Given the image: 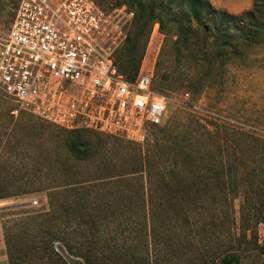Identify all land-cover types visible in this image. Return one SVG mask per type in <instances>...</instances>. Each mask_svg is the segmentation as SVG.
<instances>
[{
	"label": "rangeland",
	"instance_id": "374dc122",
	"mask_svg": "<svg viewBox=\"0 0 264 264\" xmlns=\"http://www.w3.org/2000/svg\"><path fill=\"white\" fill-rule=\"evenodd\" d=\"M18 1L0 0V32L10 27ZM130 10L136 14L134 9ZM223 12L235 16L245 14ZM133 24L134 21L129 34ZM164 40L159 26L153 35L151 33L141 68L155 76L160 63L161 76L169 77L163 82V93L173 100L166 125L151 130L143 144L78 133L83 140L103 145L113 157L114 153L146 150L147 144L166 133L171 134L174 128L190 132L198 122L208 126L215 114L233 117L244 128L257 130L264 137V45L257 46L248 56L225 68L210 69V78L216 85L201 93L192 82L208 73V69L196 68L193 56H187V53L178 56L171 44L165 48ZM221 80L223 84L219 85ZM187 93L190 99L185 102L186 107L178 106L175 100L181 102ZM15 109L17 105L0 94V186L32 187L35 184L43 192L0 201L4 258L8 264H83L79 258L69 255L65 244L74 253L83 247L92 249L100 264H216L212 260L228 252L238 256L240 264L264 263V202H259L255 211L248 209L244 220L241 215L243 193L264 191V164L258 162L256 156L247 154L243 158L246 164L240 167L238 188L242 197L235 200L230 194L227 201L222 200L218 205L209 200L204 207L199 206V211L195 210L196 205L186 204L147 217L148 207L140 205L143 199L132 195L108 199L119 204L113 215L93 218L69 215L52 221L49 216L44 217L53 210L47 190L67 182L57 174L58 167L52 161L58 157L56 153L64 146L69 133L27 112L14 117ZM32 127L36 129L32 130ZM16 134L20 135L18 140L6 146ZM152 191L147 201L163 206L170 204V198L162 197L155 188ZM89 199L97 201L100 197ZM65 200L59 196L55 202L61 205ZM33 202L37 205L32 206ZM46 232L54 233L55 241L48 246ZM51 255L59 256L63 263L51 259Z\"/></svg>",
	"mask_w": 264,
	"mask_h": 264
},
{
	"label": "trees",
	"instance_id": "16d2710c",
	"mask_svg": "<svg viewBox=\"0 0 264 264\" xmlns=\"http://www.w3.org/2000/svg\"><path fill=\"white\" fill-rule=\"evenodd\" d=\"M94 1L107 10L126 6L136 11L133 30L116 57L119 73L131 81L139 73L156 24L165 38V48L171 44L178 56L187 53V56H193L196 68L208 69V73H203L192 82V86L201 93L216 85L210 78V69L225 68L231 62L248 56L257 46L264 45V0H255L253 10L240 16L218 11L208 0ZM159 68L160 63L157 64L154 86L163 93V82L169 77L161 76ZM222 84L221 80L219 85ZM188 132L174 128L171 134L166 133L164 137L147 144L146 150L114 153L113 157L112 153L109 154L110 150L103 149V145L92 144L78 135L91 132H68V139L56 153L58 160L52 161L58 167L57 174H61L67 182L47 190L53 210L44 217L58 221L62 216L69 215H88L92 218L113 215L119 204L108 199L132 195L143 199L140 205L148 207L145 212L147 217L186 204L196 205L195 210L199 211V206L204 207L209 200L218 205L230 194L233 200L242 197L238 188L240 167L246 164L243 158L247 154L254 155L258 162L264 164V137L259 135L260 132L244 128L233 117L217 114L208 126L198 122ZM20 135L11 137L6 146L16 142ZM34 185L0 186V201L43 192ZM154 188L162 193V197L170 198V204H165V207L147 201L149 192L152 193ZM59 196L66 199L61 205L55 202ZM93 196L100 199L91 201L89 198ZM243 199L241 215L244 220L248 209L255 211L257 204L264 202V191L255 194L244 192ZM45 234L48 246L55 241L54 233ZM65 248L69 255L79 258L83 264H100L97 253L92 249L83 247L74 253L68 244ZM51 259L63 263L57 255H51ZM212 262L240 264V258L228 252Z\"/></svg>",
	"mask_w": 264,
	"mask_h": 264
},
{
	"label": "built area",
	"instance_id": "2783aa9c",
	"mask_svg": "<svg viewBox=\"0 0 264 264\" xmlns=\"http://www.w3.org/2000/svg\"><path fill=\"white\" fill-rule=\"evenodd\" d=\"M134 19L126 6L104 10L94 0H19L10 27L0 32V94L17 105L12 115L27 112L66 132L145 143L166 125L173 100L143 67L134 81L118 71L116 57ZM182 98L175 102L186 107L190 94Z\"/></svg>",
	"mask_w": 264,
	"mask_h": 264
},
{
	"label": "crops",
	"instance_id": "0c3cea01",
	"mask_svg": "<svg viewBox=\"0 0 264 264\" xmlns=\"http://www.w3.org/2000/svg\"><path fill=\"white\" fill-rule=\"evenodd\" d=\"M211 5L223 11H227L233 14H241L249 12L254 7L255 0H208ZM1 224H0V264H8L4 258V245L1 234Z\"/></svg>",
	"mask_w": 264,
	"mask_h": 264
}]
</instances>
